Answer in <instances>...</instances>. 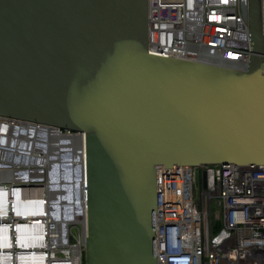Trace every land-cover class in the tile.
Returning a JSON list of instances; mask_svg holds the SVG:
<instances>
[{"label": "water", "instance_id": "water-1", "mask_svg": "<svg viewBox=\"0 0 264 264\" xmlns=\"http://www.w3.org/2000/svg\"><path fill=\"white\" fill-rule=\"evenodd\" d=\"M248 23L239 70L150 53L149 0H0V116L86 134L85 264H158L157 166L264 165V0Z\"/></svg>", "mask_w": 264, "mask_h": 264}, {"label": "built area", "instance_id": "built-area-1", "mask_svg": "<svg viewBox=\"0 0 264 264\" xmlns=\"http://www.w3.org/2000/svg\"><path fill=\"white\" fill-rule=\"evenodd\" d=\"M149 52L245 70L248 0H149ZM86 165L84 132L0 116V264H85ZM156 178L158 264H264V165H159Z\"/></svg>", "mask_w": 264, "mask_h": 264}, {"label": "bare ground", "instance_id": "bare-ground-1", "mask_svg": "<svg viewBox=\"0 0 264 264\" xmlns=\"http://www.w3.org/2000/svg\"><path fill=\"white\" fill-rule=\"evenodd\" d=\"M26 132L29 134V127L28 128H26ZM51 135H52V138H54V133L51 131ZM51 138V139H52ZM54 143H56L57 141H53ZM47 155L48 154H46V157H47ZM50 169H51V167H49ZM57 171H56V173H61V170H65V169H63L60 165L57 167ZM62 171V175H63V172ZM52 172H54V171H52ZM72 172H73V169L71 170V175L73 176V174H72ZM74 177V176H73ZM79 177V176H78ZM74 182H75V177H74ZM35 189V191L37 192V194L39 195V196H41V197H43V196H45L46 194H49V191L51 190L50 189V186H49V184H48V186H37V187H35L34 188ZM53 195V197H52V199H50L48 196H47V198L49 199V200H51L52 202H51V204H52V208H56V206L58 207V198L56 197V193H51L50 194V196H52ZM5 198H6V196L5 195H3V196H0V200L1 199H4L5 200ZM9 199V201H11V203H15L16 201H15V197L13 196V198L12 199H10V198H8ZM57 200V201H56ZM8 200H6L4 203H6ZM40 203H42V202H40ZM27 205H28V207L29 208H33L34 207V205L33 204H30V203H27ZM36 206H40L41 207V205H39V203L36 205ZM1 214L2 215H5V211H1L0 210V216H1Z\"/></svg>", "mask_w": 264, "mask_h": 264}, {"label": "clouds", "instance_id": "clouds-1", "mask_svg": "<svg viewBox=\"0 0 264 264\" xmlns=\"http://www.w3.org/2000/svg\"><path fill=\"white\" fill-rule=\"evenodd\" d=\"M19 262L21 263L22 261H21V260H19Z\"/></svg>", "mask_w": 264, "mask_h": 264}]
</instances>
